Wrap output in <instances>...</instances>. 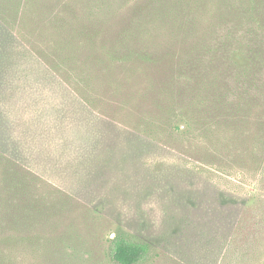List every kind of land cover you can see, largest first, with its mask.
Instances as JSON below:
<instances>
[{
  "label": "rangeland",
  "instance_id": "obj_1",
  "mask_svg": "<svg viewBox=\"0 0 264 264\" xmlns=\"http://www.w3.org/2000/svg\"><path fill=\"white\" fill-rule=\"evenodd\" d=\"M109 1L93 22L148 59L93 73V106L62 119L18 107L33 208L10 264H116L118 232L144 264H264V0Z\"/></svg>",
  "mask_w": 264,
  "mask_h": 264
},
{
  "label": "trees",
  "instance_id": "obj_2",
  "mask_svg": "<svg viewBox=\"0 0 264 264\" xmlns=\"http://www.w3.org/2000/svg\"><path fill=\"white\" fill-rule=\"evenodd\" d=\"M70 4L65 0H0V264L12 263L3 245L13 242L22 214L33 208L32 181L25 174L29 171L24 159L27 149L16 134L20 126L24 132L32 126L19 121L18 107L38 108L43 103L48 118L62 119L71 108L81 111L78 107L93 106V73L110 72L117 63L148 59L138 50H124L128 28H121L109 40L105 25L94 23L95 15L111 8L109 0H82L86 14ZM65 85L73 86L76 97L72 99V93L44 102L43 86L64 92ZM179 117L180 124L171 132L192 134L194 121ZM39 119L36 115L31 123ZM151 256L150 243L135 241L125 232L115 233L110 240V257L116 264H144Z\"/></svg>",
  "mask_w": 264,
  "mask_h": 264
}]
</instances>
